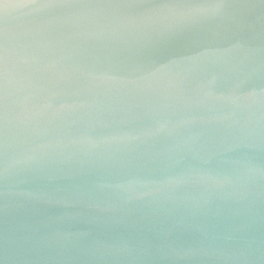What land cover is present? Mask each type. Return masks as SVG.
<instances>
[{
    "label": "water",
    "instance_id": "obj_1",
    "mask_svg": "<svg viewBox=\"0 0 264 264\" xmlns=\"http://www.w3.org/2000/svg\"><path fill=\"white\" fill-rule=\"evenodd\" d=\"M0 264H264V0H0Z\"/></svg>",
    "mask_w": 264,
    "mask_h": 264
}]
</instances>
